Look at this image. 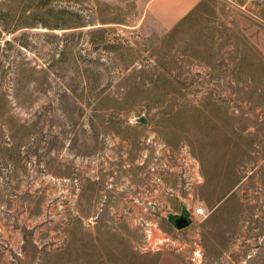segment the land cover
I'll return each mask as SVG.
<instances>
[{
  "label": "rangeland",
  "instance_id": "1",
  "mask_svg": "<svg viewBox=\"0 0 264 264\" xmlns=\"http://www.w3.org/2000/svg\"><path fill=\"white\" fill-rule=\"evenodd\" d=\"M152 1L0 0V264H264V0Z\"/></svg>",
  "mask_w": 264,
  "mask_h": 264
},
{
  "label": "built area",
  "instance_id": "2",
  "mask_svg": "<svg viewBox=\"0 0 264 264\" xmlns=\"http://www.w3.org/2000/svg\"><path fill=\"white\" fill-rule=\"evenodd\" d=\"M182 154L180 158H176V163L183 166L184 170H185V174L187 175L185 177L186 183H185V188L187 190L192 189L193 186L196 185V183H198L200 181L199 178H202L200 173H199V161L196 159V157L192 154V152L190 151V149L185 146L182 148L181 150ZM167 153H170L169 149H166V153H161L160 155V161L162 160L161 163V170H162V174H160V177H157V181L158 182H164L165 180H163V178L166 179H174V181H176V183H179V185H181L180 182V177H178V168L177 170H175L173 168V163L169 161V157ZM166 154V157H165ZM179 166V167H181ZM155 169H157V166H152L151 167V171H155ZM169 171L171 174H169V176L164 175V170ZM195 177V178H194ZM199 180V181H198ZM198 181V182H197ZM196 182V183H195ZM195 183V185H194ZM171 184L172 181L170 180L168 182V184H165V188L162 189V194L167 197L168 193H171L173 190L171 188ZM172 195V194H171ZM158 202L159 199L158 198H154L151 196V198H145L143 199V205L145 207V214L144 215H152L154 216L157 213L156 207L158 206ZM190 208V207H189ZM148 209H151L150 211H148ZM171 211L170 206L167 208ZM166 212V211H164ZM191 216L192 218L195 217H199V216H207L206 215V210L205 207L200 205L197 207H193L192 211H191ZM143 230L145 233V237L147 238V241L149 243V245H153L156 246L157 248L161 247L162 245L169 246L172 242H171V237L169 236H164V237H154L153 235V227L152 225H150L149 223H146V225H143ZM193 257L191 258L192 261H201V250L198 247H194V252H193Z\"/></svg>",
  "mask_w": 264,
  "mask_h": 264
},
{
  "label": "crops",
  "instance_id": "3",
  "mask_svg": "<svg viewBox=\"0 0 264 264\" xmlns=\"http://www.w3.org/2000/svg\"><path fill=\"white\" fill-rule=\"evenodd\" d=\"M203 0H153L150 10L159 23L168 29L184 19L191 11L196 10Z\"/></svg>",
  "mask_w": 264,
  "mask_h": 264
},
{
  "label": "water",
  "instance_id": "4",
  "mask_svg": "<svg viewBox=\"0 0 264 264\" xmlns=\"http://www.w3.org/2000/svg\"><path fill=\"white\" fill-rule=\"evenodd\" d=\"M147 118L145 116H140L136 118V121L146 123ZM164 216L167 217V220L172 226L177 229L181 230L186 227H188L192 223V216L191 211L187 203H185L183 200L181 202L180 211L179 212H165Z\"/></svg>",
  "mask_w": 264,
  "mask_h": 264
},
{
  "label": "trees",
  "instance_id": "5",
  "mask_svg": "<svg viewBox=\"0 0 264 264\" xmlns=\"http://www.w3.org/2000/svg\"><path fill=\"white\" fill-rule=\"evenodd\" d=\"M201 4H202V3H201ZM201 4H200V5H201ZM200 5H199V6H200ZM199 6H198V7H199ZM198 7H197V8H198ZM194 11H195V10L191 11V12H190V13L184 18V20L187 19V18H189V17L192 15V12H194Z\"/></svg>",
  "mask_w": 264,
  "mask_h": 264
}]
</instances>
